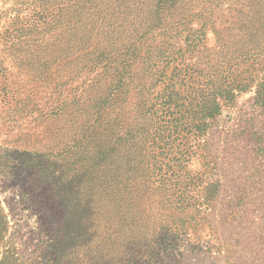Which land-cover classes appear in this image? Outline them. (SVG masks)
Returning a JSON list of instances; mask_svg holds the SVG:
<instances>
[{
	"label": "trees",
	"instance_id": "obj_1",
	"mask_svg": "<svg viewBox=\"0 0 264 264\" xmlns=\"http://www.w3.org/2000/svg\"><path fill=\"white\" fill-rule=\"evenodd\" d=\"M54 2L38 11L37 25L53 23L64 28V35L69 32L71 54L83 49L86 36L95 39L94 50L85 54L88 63L71 68L73 75L92 76L85 100L90 124L71 146L56 152L54 141L47 151L38 148L34 154L88 164L83 173L88 182L87 213L89 219L100 220L99 229L103 226L99 243L96 234L89 238L84 251L88 264L146 261L157 249L156 239L177 241L180 234L193 231L191 223L208 221L206 214L177 207L191 203L182 196L180 178L204 157L193 142L235 104L236 91L254 90V106L264 111V0ZM100 17L106 24L94 20ZM77 31L80 40L75 39ZM15 93L13 112L23 113L28 104H22ZM55 114L51 111L49 117ZM73 129L70 125L63 134L72 137ZM255 138L257 153L263 157L264 133ZM205 189L203 197L209 201L216 186ZM230 216L231 223L242 220L239 214ZM237 227L227 244L229 252L261 257V226ZM245 237L250 245L242 247ZM61 253L56 264L71 259ZM12 263L8 257L0 260V264Z\"/></svg>",
	"mask_w": 264,
	"mask_h": 264
},
{
	"label": "rangeland",
	"instance_id": "obj_2",
	"mask_svg": "<svg viewBox=\"0 0 264 264\" xmlns=\"http://www.w3.org/2000/svg\"><path fill=\"white\" fill-rule=\"evenodd\" d=\"M54 1L43 5L39 0H0V260L8 257L12 264H54L59 252L71 258L64 264H88L84 251L89 238L96 234L99 243L103 227L99 229L100 220L89 219L87 213L88 182L83 175L87 162L34 154L38 148L47 151L54 141L56 152L71 146L90 124L85 100L92 76L73 75L71 68L88 63L85 54L94 50L95 39L86 36L83 49L71 54L69 32L64 35V28L53 23L37 25L38 11L51 8ZM102 18L94 20L106 24ZM78 38H82L79 33ZM209 38L212 42V34ZM12 92H17L22 104L27 102L23 113L13 112ZM236 94L235 104L223 110L202 139L193 142L204 157L180 178L182 196L191 203L178 204L179 211L206 214L208 221L191 223L193 231L180 234L177 241L156 239L153 257L136 263L134 258L130 264H264V241L257 259L247 252L232 255L227 249L237 225L259 224L264 236V156L255 148V137L264 133V111L254 106V90ZM51 111L56 114L50 118ZM70 125L72 137L63 134ZM212 184L216 191L206 201L205 187ZM230 213L242 220L231 223ZM248 241L243 238L242 247L250 245Z\"/></svg>",
	"mask_w": 264,
	"mask_h": 264
}]
</instances>
